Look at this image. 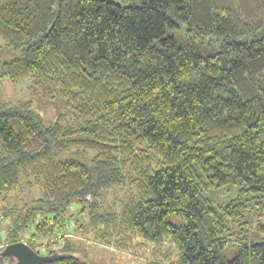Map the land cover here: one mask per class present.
I'll return each mask as SVG.
<instances>
[{"label": "trees", "instance_id": "16d2710c", "mask_svg": "<svg viewBox=\"0 0 264 264\" xmlns=\"http://www.w3.org/2000/svg\"><path fill=\"white\" fill-rule=\"evenodd\" d=\"M118 1L0 0V80L67 109L45 125L0 96V264L15 242L94 264L80 217L104 244L168 240L173 264H264V0ZM227 186L249 198L206 196Z\"/></svg>", "mask_w": 264, "mask_h": 264}, {"label": "rangeland", "instance_id": "374dc122", "mask_svg": "<svg viewBox=\"0 0 264 264\" xmlns=\"http://www.w3.org/2000/svg\"><path fill=\"white\" fill-rule=\"evenodd\" d=\"M108 1L119 2L118 0ZM15 57L16 54H14L13 51H5L0 53V62L9 61ZM0 96L12 105L28 102L30 108L37 112L45 125H52L60 115L64 116L67 113L66 106L62 100L54 95L50 96L43 85H39L32 80L13 85L7 80L2 79L0 80ZM33 193L34 195L36 194L35 192ZM34 195L32 194V196ZM243 195L245 196V194H240L239 189L236 186L216 188L206 193V196L215 205H223L231 200L249 198H242ZM106 198L108 201H103L106 206L105 210L111 211L114 207L117 211V208L112 203L113 200L111 199L113 196L111 193H108ZM10 201L11 200H9V203ZM256 201L257 199H252L250 203L254 204ZM11 204H13V202H11ZM116 204H118V202ZM79 221L87 227V229H83L87 234L77 233L74 230L71 232L72 229H69V226V232H67L66 237H68L73 243L80 245L78 253L87 260H92L94 264H147L153 260L161 262L162 264H173L177 261V252L166 239H163L159 245H156L154 243L146 242L139 236H133L127 233H121L118 236L117 232H111L112 230L108 229V232L111 235L109 233L106 234L107 238L105 237V240H108L109 243L104 244L99 242L95 236L96 233H99V236L102 233H106L105 226H101L97 232L95 229L88 226L85 217H80ZM173 222L177 224L178 219L174 217ZM254 223L255 221L251 225V230L245 236L247 237V240L258 241V238L253 234ZM7 226L8 220H3L0 223L1 237ZM128 236H130L131 239H128ZM118 241L122 244L117 245ZM0 247H2V244H0ZM58 247L60 246L51 248L58 249ZM44 252L43 249H40L41 254H44ZM232 252H236V249L233 248Z\"/></svg>", "mask_w": 264, "mask_h": 264}, {"label": "water", "instance_id": "95a60500", "mask_svg": "<svg viewBox=\"0 0 264 264\" xmlns=\"http://www.w3.org/2000/svg\"><path fill=\"white\" fill-rule=\"evenodd\" d=\"M1 256L11 259L10 264H43L56 261L62 257L58 254L40 255L22 242L6 245L1 252Z\"/></svg>", "mask_w": 264, "mask_h": 264}]
</instances>
